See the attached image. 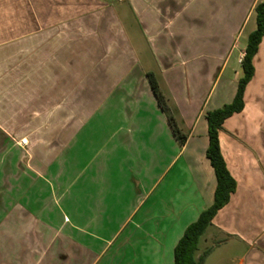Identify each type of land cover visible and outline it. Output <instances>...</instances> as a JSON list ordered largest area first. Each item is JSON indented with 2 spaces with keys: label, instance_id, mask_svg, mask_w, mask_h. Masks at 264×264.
Listing matches in <instances>:
<instances>
[{
  "label": "crops",
  "instance_id": "1",
  "mask_svg": "<svg viewBox=\"0 0 264 264\" xmlns=\"http://www.w3.org/2000/svg\"><path fill=\"white\" fill-rule=\"evenodd\" d=\"M259 3L0 0V264H174L214 202L205 115L236 95ZM254 66L205 264H264V38Z\"/></svg>",
  "mask_w": 264,
  "mask_h": 264
},
{
  "label": "trees",
  "instance_id": "2",
  "mask_svg": "<svg viewBox=\"0 0 264 264\" xmlns=\"http://www.w3.org/2000/svg\"><path fill=\"white\" fill-rule=\"evenodd\" d=\"M256 30L252 32L247 40L245 56L241 63L243 76L238 82L237 92L232 103L223 108L208 112L205 115L208 124L209 146L206 152L217 179L214 202L212 206L204 210L198 220L192 223L185 231L174 249V264H205L207 257L213 248H207L201 255L197 256L199 243L218 212L229 202L237 188V182L231 175L220 145V133L223 130L226 120L235 114L241 113L245 108V92L248 84L255 75L254 58L258 53L259 46L264 38V3H259L255 8ZM149 82L154 90L162 110L167 114L175 134L180 141L186 140V135L177 129L174 115L168 104L166 96L160 90L156 76L148 73Z\"/></svg>",
  "mask_w": 264,
  "mask_h": 264
},
{
  "label": "rangeland",
  "instance_id": "3",
  "mask_svg": "<svg viewBox=\"0 0 264 264\" xmlns=\"http://www.w3.org/2000/svg\"><path fill=\"white\" fill-rule=\"evenodd\" d=\"M251 27V24H250ZM249 27V29H250ZM204 248V243L203 240H200L199 243V250H203ZM230 255V253H227L226 249H222V250H218L215 254H213L210 258L209 261L207 262V264H223L224 261H226L228 258V256ZM227 262V261H226ZM225 262V264H226ZM231 264L230 262H227V264Z\"/></svg>",
  "mask_w": 264,
  "mask_h": 264
},
{
  "label": "built area",
  "instance_id": "4",
  "mask_svg": "<svg viewBox=\"0 0 264 264\" xmlns=\"http://www.w3.org/2000/svg\"><path fill=\"white\" fill-rule=\"evenodd\" d=\"M244 56H245V54H244L243 57H242V61H243Z\"/></svg>",
  "mask_w": 264,
  "mask_h": 264
}]
</instances>
